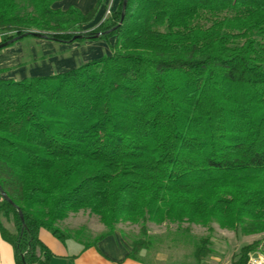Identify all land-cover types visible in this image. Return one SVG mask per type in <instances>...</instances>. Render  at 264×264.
I'll return each mask as SVG.
<instances>
[{"label": "trees", "instance_id": "1", "mask_svg": "<svg viewBox=\"0 0 264 264\" xmlns=\"http://www.w3.org/2000/svg\"><path fill=\"white\" fill-rule=\"evenodd\" d=\"M55 1L0 0V49L114 41L63 72L0 77V232L16 264H50L40 230L65 241L58 222L82 209L107 227L85 247L139 223L132 258L152 247L150 220L264 233V0H120L92 28L98 6ZM211 252L195 241L196 261Z\"/></svg>", "mask_w": 264, "mask_h": 264}, {"label": "rangeland", "instance_id": "2", "mask_svg": "<svg viewBox=\"0 0 264 264\" xmlns=\"http://www.w3.org/2000/svg\"><path fill=\"white\" fill-rule=\"evenodd\" d=\"M92 27L93 25L85 26ZM92 42L95 41L62 43L35 36L23 37L12 45L0 49V67H7L0 72V77L20 80L35 75L56 74L77 67L90 60L85 57H88L90 49L88 45ZM75 58L77 61L68 65ZM3 222L10 229H14L12 222L5 218ZM57 225L62 232L69 235L67 239L75 238V232L80 231L82 243L93 241L107 230L99 215L84 209L70 213ZM147 230L148 235L143 238L152 246L148 252V259L158 264H232L240 257L243 246L258 239L264 240V233H246L240 227L237 229L222 227L216 220L208 224L190 223L185 220L182 222L150 220L147 222ZM115 231L121 233L129 244L141 237V226L137 222L120 221L116 224ZM203 236H210L212 252L205 260L198 262L192 252L195 241ZM253 252H260L264 258V245L261 244L260 250Z\"/></svg>", "mask_w": 264, "mask_h": 264}, {"label": "crops", "instance_id": "3", "mask_svg": "<svg viewBox=\"0 0 264 264\" xmlns=\"http://www.w3.org/2000/svg\"><path fill=\"white\" fill-rule=\"evenodd\" d=\"M119 3L120 0H56L54 6L63 10L70 6H75L82 12H87L95 6H98L94 20L87 25L88 27L90 25L94 27L108 18ZM108 9L111 10L109 16H107ZM111 39L109 41L87 40L95 42L89 43L88 47L90 49L87 53L88 57L85 58L94 59L103 55H109L111 53L110 44L114 41V39L112 41ZM102 43H104L105 48H103ZM103 52L105 53L103 54ZM74 61H77V59L71 60L68 65L73 64ZM6 68V66L0 67V72ZM40 238L54 254L50 264H158L148 259V252H142L137 258L128 256L131 246L118 231L107 235L98 241L96 245L89 247H85V243H82V241L76 238L61 241L47 229L40 230ZM261 255L263 256L260 252H252L250 259L259 258ZM251 263L254 264L252 261L249 264ZM0 264H16L14 248L2 238L1 232Z\"/></svg>", "mask_w": 264, "mask_h": 264}, {"label": "built area", "instance_id": "4", "mask_svg": "<svg viewBox=\"0 0 264 264\" xmlns=\"http://www.w3.org/2000/svg\"><path fill=\"white\" fill-rule=\"evenodd\" d=\"M111 14V10L110 9H108L107 10V16H109ZM253 262L254 264H264V258H262V257H259V258H251L250 260H249V263L250 262ZM248 263V264H249Z\"/></svg>", "mask_w": 264, "mask_h": 264}, {"label": "water", "instance_id": "5", "mask_svg": "<svg viewBox=\"0 0 264 264\" xmlns=\"http://www.w3.org/2000/svg\"><path fill=\"white\" fill-rule=\"evenodd\" d=\"M124 5H125V3H124ZM9 42H5V43H3V44H1L0 46H5V45H7Z\"/></svg>", "mask_w": 264, "mask_h": 264}]
</instances>
